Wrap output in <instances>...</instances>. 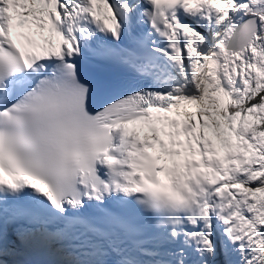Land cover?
<instances>
[{
	"label": "snow or ice",
	"instance_id": "snow-or-ice-1",
	"mask_svg": "<svg viewBox=\"0 0 264 264\" xmlns=\"http://www.w3.org/2000/svg\"><path fill=\"white\" fill-rule=\"evenodd\" d=\"M19 246L264 264V0H0V264Z\"/></svg>",
	"mask_w": 264,
	"mask_h": 264
},
{
	"label": "bare ground",
	"instance_id": "bare-ground-1",
	"mask_svg": "<svg viewBox=\"0 0 264 264\" xmlns=\"http://www.w3.org/2000/svg\"><path fill=\"white\" fill-rule=\"evenodd\" d=\"M40 252L41 251L37 250L36 253H35L36 256L35 255L26 254L25 259H23L21 261V263H19V264H23V263L24 264H46L47 263V261H46L47 260V255L45 253L40 254V259H41L42 262H40V261H38L36 259V257L39 256ZM35 260H37V261L35 262Z\"/></svg>",
	"mask_w": 264,
	"mask_h": 264
},
{
	"label": "rangeland",
	"instance_id": "rangeland-1",
	"mask_svg": "<svg viewBox=\"0 0 264 264\" xmlns=\"http://www.w3.org/2000/svg\"><path fill=\"white\" fill-rule=\"evenodd\" d=\"M39 251H41V250H39ZM22 256H26V254H24V255H22ZM46 257V256H45ZM8 260V259H7ZM19 264V263H18Z\"/></svg>",
	"mask_w": 264,
	"mask_h": 264
}]
</instances>
